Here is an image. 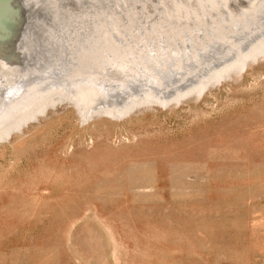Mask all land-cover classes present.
<instances>
[{
  "label": "rangeland",
  "instance_id": "obj_1",
  "mask_svg": "<svg viewBox=\"0 0 264 264\" xmlns=\"http://www.w3.org/2000/svg\"><path fill=\"white\" fill-rule=\"evenodd\" d=\"M253 45L166 99L84 117L56 92L3 122L0 264H264V38Z\"/></svg>",
  "mask_w": 264,
  "mask_h": 264
},
{
  "label": "bare ground",
  "instance_id": "obj_2",
  "mask_svg": "<svg viewBox=\"0 0 264 264\" xmlns=\"http://www.w3.org/2000/svg\"><path fill=\"white\" fill-rule=\"evenodd\" d=\"M263 23L264 0H0V126L56 92L74 97L84 117L120 93L166 99L238 58L241 36ZM40 60L53 76L44 84ZM98 61L108 73L78 76ZM61 67L77 77L59 78Z\"/></svg>",
  "mask_w": 264,
  "mask_h": 264
},
{
  "label": "water",
  "instance_id": "obj_3",
  "mask_svg": "<svg viewBox=\"0 0 264 264\" xmlns=\"http://www.w3.org/2000/svg\"><path fill=\"white\" fill-rule=\"evenodd\" d=\"M95 21V20H94ZM260 31H259V33H262V32H264V23L263 24H261L260 26ZM259 33H257V34H254V35H252L251 37H250V35H244L243 34V36H241L242 37V39L241 40H239V41H241V43H240V45H242V48H241V50H243V51H245V50H247V49H249L253 44H255L256 42H257V40L258 39H260V37H263L264 36V34H261V36H260V34ZM114 35V34H113ZM263 35V36H262ZM115 36V35H114ZM244 46V47H243ZM234 49V48H233ZM228 52V54H225V53H227ZM234 50H229V51H226V52H224V55L223 56H221V57H218V58H216V62H215V66H220V65H222V64H224V57H228V56H231V55H233L234 54ZM236 55V54H235ZM92 57V56H91ZM224 59V60H223ZM229 60L231 59V58H228ZM44 60H40L38 63H39V65H40V71H41V75H40V83L41 84H44V82H45V78H46V75H47V71L46 70H49V65H47L45 62H43ZM98 63L99 64H97V65H92V66H88V68L85 70V74H83V73H78V76L79 75H81L82 77L84 76V75H86V74H90V75H99V74H101V73H104V70L103 71H101V72H98L97 70H100L101 68H105V72H109V71H107V69L106 68H108V66H105V65H102L101 63H102V61H98ZM42 69V70H41ZM59 73L57 74V76L60 78V75L61 76H63V77H70V79H69V81L72 79V78H75V77H77V75H74V74H70V76H69V74H65V70H64V67H61V68H59ZM70 71V70H69ZM204 71V73L205 72H207L208 70H203ZM172 73V72H171ZM48 76V78H46V79H52L53 78V76H49V75H47ZM190 79V78H189ZM191 81H193V79L191 78L189 81H185L181 86H183V88L182 89H184V88H186L187 86H189V85H191L193 82H191ZM181 89V90H182ZM173 91H171V93H172ZM127 93V92H126ZM175 93V92H174ZM125 95L126 94H123V93H120L119 94V96H117V102L118 103H121L122 104V102L123 103H125V101L123 100V99H125ZM172 95H173V93H172ZM54 96H56V95H54ZM169 96V95H168ZM58 97V96H57ZM63 98V97H62ZM61 98V99H62ZM70 99H74V97H71ZM75 100V99H74ZM126 101H131V99H128V100H126ZM97 107H99V108H103V107H105V106H95V108L94 109H96ZM105 108H107L108 109V107H105ZM93 109V110H94ZM110 110V109H109ZM111 112H114V111H112L111 110ZM91 115V114H90Z\"/></svg>",
  "mask_w": 264,
  "mask_h": 264
}]
</instances>
